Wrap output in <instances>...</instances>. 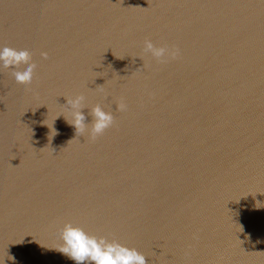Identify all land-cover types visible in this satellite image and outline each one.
<instances>
[{"label":"water","instance_id":"1","mask_svg":"<svg viewBox=\"0 0 264 264\" xmlns=\"http://www.w3.org/2000/svg\"><path fill=\"white\" fill-rule=\"evenodd\" d=\"M0 47L35 64L0 69V264H75L66 223L146 264H264V0H0Z\"/></svg>","mask_w":264,"mask_h":264},{"label":"clouds","instance_id":"2","mask_svg":"<svg viewBox=\"0 0 264 264\" xmlns=\"http://www.w3.org/2000/svg\"><path fill=\"white\" fill-rule=\"evenodd\" d=\"M143 52L150 54L159 63L176 59L180 54L175 46H155L149 39L143 41ZM41 56L47 58V53L42 52ZM30 60L28 49L0 47V69L11 68V75L18 83H31L35 64ZM20 65L23 67H19ZM83 98V95H76L71 101L72 105L78 107ZM116 107L118 111H125L127 105L121 99ZM92 115L94 119L90 127L85 125V117L81 111L73 113L67 122L74 127L77 136H84L87 133L88 138L94 140L113 124L114 117L111 112H105L98 106L93 108ZM59 116L57 115L55 119ZM59 239L58 251L75 261V264H146L145 256L136 249L126 247L115 240L91 236L71 223L64 224Z\"/></svg>","mask_w":264,"mask_h":264}]
</instances>
